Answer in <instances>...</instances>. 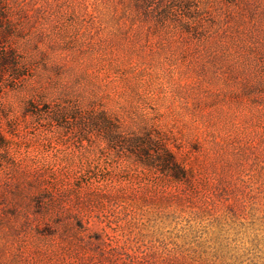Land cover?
Returning <instances> with one entry per match:
<instances>
[{
    "label": "rangeland",
    "instance_id": "obj_1",
    "mask_svg": "<svg viewBox=\"0 0 264 264\" xmlns=\"http://www.w3.org/2000/svg\"><path fill=\"white\" fill-rule=\"evenodd\" d=\"M0 134V264H264V0H0Z\"/></svg>",
    "mask_w": 264,
    "mask_h": 264
},
{
    "label": "trees",
    "instance_id": "obj_2",
    "mask_svg": "<svg viewBox=\"0 0 264 264\" xmlns=\"http://www.w3.org/2000/svg\"><path fill=\"white\" fill-rule=\"evenodd\" d=\"M11 58V57H10ZM1 66H5L9 63V59L2 58ZM3 141V137L0 134V144ZM139 142V141H138ZM142 148H145V144L141 145ZM166 147H160L156 150L155 153L150 154L148 149L144 150L143 153H138L139 156H146L149 158V166L155 169H158L159 172L169 177L172 182L180 183L186 182L187 172L186 170L175 160L173 153L165 149Z\"/></svg>",
    "mask_w": 264,
    "mask_h": 264
},
{
    "label": "clouds",
    "instance_id": "obj_3",
    "mask_svg": "<svg viewBox=\"0 0 264 264\" xmlns=\"http://www.w3.org/2000/svg\"><path fill=\"white\" fill-rule=\"evenodd\" d=\"M245 247H251V245L246 243Z\"/></svg>",
    "mask_w": 264,
    "mask_h": 264
}]
</instances>
